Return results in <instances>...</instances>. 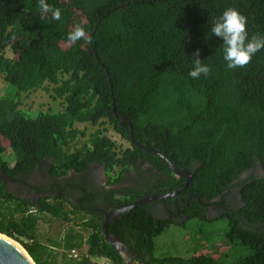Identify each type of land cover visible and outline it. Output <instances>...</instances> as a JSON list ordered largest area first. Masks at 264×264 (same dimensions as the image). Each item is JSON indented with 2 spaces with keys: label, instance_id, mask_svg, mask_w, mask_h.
<instances>
[{
  "label": "trees",
  "instance_id": "16d2710c",
  "mask_svg": "<svg viewBox=\"0 0 264 264\" xmlns=\"http://www.w3.org/2000/svg\"><path fill=\"white\" fill-rule=\"evenodd\" d=\"M46 3L61 10L59 21L39 0H0V233L36 264H126L101 234L106 213L180 189L115 216L107 232L142 264H264V49L228 69L223 41L209 31L231 7L250 37L264 36V0ZM72 22L85 30L75 42ZM197 49L210 71L194 79ZM38 90L51 107H20ZM129 125L137 144L190 175L185 187L160 156L129 141ZM216 218L226 220L225 235L194 241L224 240L217 255H156L154 238L169 225ZM41 220L56 221V234L42 237Z\"/></svg>",
  "mask_w": 264,
  "mask_h": 264
},
{
  "label": "rangeland",
  "instance_id": "374dc122",
  "mask_svg": "<svg viewBox=\"0 0 264 264\" xmlns=\"http://www.w3.org/2000/svg\"><path fill=\"white\" fill-rule=\"evenodd\" d=\"M75 15V14H74ZM78 16V15H77ZM71 27H75V23H71ZM17 44V43H14ZM8 57H15V53L10 48L6 50ZM6 85L3 78L0 76V94L3 93ZM53 105V100L49 94L42 90L30 93L27 97L22 98V108L30 109H47ZM35 114V113H34ZM108 135L116 142V144L122 148L129 146L127 140L121 138L112 128L107 131ZM5 147L7 143H4ZM7 156L10 155V150L7 149ZM58 223L56 221L41 220L39 222V231L42 237L46 235H55L57 231ZM227 229V222L224 218H216L212 221L202 222L198 219H189L184 225L171 224L161 234L154 238L155 253L156 255H171V254H197L208 253L211 255H217L220 251L224 250L227 246L224 240H219L214 243H206L201 241L198 243L197 234H204L208 237L212 236L213 239L225 235ZM195 237V239H194ZM14 240V239H13ZM17 242V241H16ZM18 243V242H17ZM21 247L22 245L18 243ZM23 248V247H22ZM61 257L58 256V261Z\"/></svg>",
  "mask_w": 264,
  "mask_h": 264
},
{
  "label": "clouds",
  "instance_id": "9594fccd",
  "mask_svg": "<svg viewBox=\"0 0 264 264\" xmlns=\"http://www.w3.org/2000/svg\"><path fill=\"white\" fill-rule=\"evenodd\" d=\"M39 6L45 13H51L50 18L59 21L62 12L59 8H52L46 0H39ZM247 18L235 8H226L209 27L211 36L222 39V57L228 69L243 67L247 65L253 56L264 49V36H249L247 31ZM207 36V34H206ZM85 37V30L82 26H76L68 33L67 39L75 42ZM199 49L191 56L192 68L188 75L192 78H199L201 74L207 76L210 67L199 59Z\"/></svg>",
  "mask_w": 264,
  "mask_h": 264
},
{
  "label": "water",
  "instance_id": "95a60500",
  "mask_svg": "<svg viewBox=\"0 0 264 264\" xmlns=\"http://www.w3.org/2000/svg\"><path fill=\"white\" fill-rule=\"evenodd\" d=\"M114 111V108H113ZM120 125L125 127L124 120L120 119ZM128 138L129 141L133 144H136L138 146H141L145 148L146 150L150 151L151 153H154L158 156H160L169 166V168L174 172L177 176H183L185 177L186 181L184 184V187L188 184V181L190 179V175H187L180 171L176 166L169 161L165 156H163L160 152L144 147L140 144H137L133 138L132 135V127L129 125V128L127 129ZM180 189H176L174 191L158 195V194H150L146 195L136 201H134L130 205H126L123 207H119L116 209H113L106 213L104 221L101 226V234L104 238V240L110 244L120 255V257L123 259L124 263L126 264H142V262L136 260L137 255L134 254L121 240H119L115 235L109 234L107 232V225L108 223L117 215L124 213L134 207L141 206L145 203L159 200L164 201L165 198L172 197L175 195ZM0 264H36L33 259L29 256V254L26 252L24 248H22L15 240L10 238L9 236L0 233Z\"/></svg>",
  "mask_w": 264,
  "mask_h": 264
},
{
  "label": "flooded vegetation",
  "instance_id": "af4514ba",
  "mask_svg": "<svg viewBox=\"0 0 264 264\" xmlns=\"http://www.w3.org/2000/svg\"><path fill=\"white\" fill-rule=\"evenodd\" d=\"M99 176H101V174H99ZM35 179L37 182H44L47 178L45 177L43 172L39 171V172H37ZM7 182H8L9 187H11L12 189H18V188L27 189V186L19 185L17 182H14V181H7ZM32 196L34 197V196H36V194L34 193V195H32ZM162 212L166 213L165 216L171 215L170 211L169 212L168 211L167 212L162 211Z\"/></svg>",
  "mask_w": 264,
  "mask_h": 264
},
{
  "label": "built area",
  "instance_id": "2783aa9c",
  "mask_svg": "<svg viewBox=\"0 0 264 264\" xmlns=\"http://www.w3.org/2000/svg\"><path fill=\"white\" fill-rule=\"evenodd\" d=\"M77 254H79V251H78L77 249H71V250H70V255H72V256H77ZM106 261H107L106 258L100 257V262H101V263H104V262H106Z\"/></svg>",
  "mask_w": 264,
  "mask_h": 264
}]
</instances>
